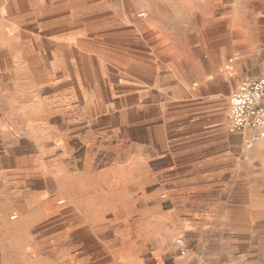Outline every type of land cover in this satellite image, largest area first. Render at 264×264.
Instances as JSON below:
<instances>
[{"label": "rangeland", "instance_id": "1", "mask_svg": "<svg viewBox=\"0 0 264 264\" xmlns=\"http://www.w3.org/2000/svg\"><path fill=\"white\" fill-rule=\"evenodd\" d=\"M42 3L105 15L0 0V264H264V147L253 180L201 183L214 135L242 139L229 97L264 70V0Z\"/></svg>", "mask_w": 264, "mask_h": 264}, {"label": "built area", "instance_id": "2", "mask_svg": "<svg viewBox=\"0 0 264 264\" xmlns=\"http://www.w3.org/2000/svg\"><path fill=\"white\" fill-rule=\"evenodd\" d=\"M227 117L229 133L249 131L250 141L264 143V70L259 77L241 82L231 93Z\"/></svg>", "mask_w": 264, "mask_h": 264}, {"label": "crops", "instance_id": "3", "mask_svg": "<svg viewBox=\"0 0 264 264\" xmlns=\"http://www.w3.org/2000/svg\"><path fill=\"white\" fill-rule=\"evenodd\" d=\"M241 134L242 139L240 136H229L225 135L223 133H218L217 135H214V137L219 136L218 140H216V143L210 148L214 153V158L211 163L213 165H206V168L212 167L214 168V171L212 175L206 174L204 178H202L203 184H206L207 187L210 184H214L216 182H221L222 179L225 178V176L230 174V169L232 171H240V175L243 177H247L249 181L251 179L253 180L255 178V172L256 171H249L247 172L245 169L247 166H249L251 163H256L257 158L259 155L257 154V151L259 149H262L264 147V143L262 141H250L249 140V131L239 133ZM243 146V151L248 154L249 157H245L243 160H236L235 157H232L230 159H227V163L224 159V151L227 150L231 154H237L239 151V147ZM225 168H227L225 170ZM227 171V172H226ZM214 192L213 189H207L203 191V193H212Z\"/></svg>", "mask_w": 264, "mask_h": 264}, {"label": "bare ground", "instance_id": "4", "mask_svg": "<svg viewBox=\"0 0 264 264\" xmlns=\"http://www.w3.org/2000/svg\"><path fill=\"white\" fill-rule=\"evenodd\" d=\"M63 1H66V0H63ZM9 5H10V10L26 9L27 11H31V13L33 14L36 21L39 20V21H42L43 23L47 22L49 17H53V18H59L60 17L61 18V17H64L65 15L73 16V17L83 15L86 21H92V24H93L94 21H97L98 18H101L105 15V13L101 12L100 9H98V7L87 6V5H81L80 6V5H76V4H61V5H56V6H44L42 3V0H10ZM98 22L99 21H97V23ZM116 26L120 27V24H117ZM116 26L114 25L113 27H116ZM13 30H16V29L14 28ZM23 35L31 36L30 34H27L25 32H23ZM67 40L70 41V40H72V38L68 37ZM44 43H45V41H44ZM2 51L3 50H1V52ZM65 52H66V49L64 48V53ZM76 87H78L77 84H76ZM257 212H259V211H257ZM260 212H261L260 214L262 216H264V198L262 200V206H261Z\"/></svg>", "mask_w": 264, "mask_h": 264}]
</instances>
